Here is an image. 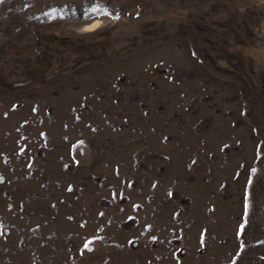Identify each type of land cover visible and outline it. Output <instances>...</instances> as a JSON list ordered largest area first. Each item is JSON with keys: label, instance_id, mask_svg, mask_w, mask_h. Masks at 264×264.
Instances as JSON below:
<instances>
[{"label": "rangeland", "instance_id": "obj_1", "mask_svg": "<svg viewBox=\"0 0 264 264\" xmlns=\"http://www.w3.org/2000/svg\"><path fill=\"white\" fill-rule=\"evenodd\" d=\"M233 262L264 264V0L0 3V264Z\"/></svg>", "mask_w": 264, "mask_h": 264}, {"label": "snow or ice", "instance_id": "obj_2", "mask_svg": "<svg viewBox=\"0 0 264 264\" xmlns=\"http://www.w3.org/2000/svg\"><path fill=\"white\" fill-rule=\"evenodd\" d=\"M3 2H4V0H0V3H3ZM253 171H255V169H253ZM248 183H249V184L252 183L251 179L248 180ZM247 214H248V204H247V196H246V197H245V205H244V215L247 216ZM245 232H246L245 224L242 223V224L240 225V228H239L238 232H237V236H238V238H240L241 236H243V235L245 234ZM153 239H155V238H153ZM92 243H93L92 240H88V241H86V242L83 244V248H84L85 250H88V249L90 248V246L92 245ZM201 243H202V244L204 243V240H203V234H202V236H201ZM241 247H243V245H241ZM233 264H235V262H233Z\"/></svg>", "mask_w": 264, "mask_h": 264}, {"label": "bare ground", "instance_id": "obj_3", "mask_svg": "<svg viewBox=\"0 0 264 264\" xmlns=\"http://www.w3.org/2000/svg\"><path fill=\"white\" fill-rule=\"evenodd\" d=\"M94 25V24H93ZM90 26H92V25H90Z\"/></svg>", "mask_w": 264, "mask_h": 264}]
</instances>
